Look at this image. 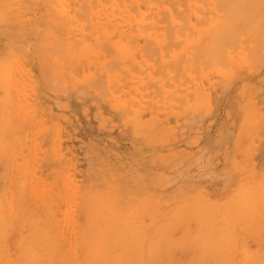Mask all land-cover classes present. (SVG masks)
Wrapping results in <instances>:
<instances>
[{"label": "rangeland", "instance_id": "374dc122", "mask_svg": "<svg viewBox=\"0 0 264 264\" xmlns=\"http://www.w3.org/2000/svg\"><path fill=\"white\" fill-rule=\"evenodd\" d=\"M54 1L0 0V264L232 262L214 246L264 223V55L196 51L218 24L187 0Z\"/></svg>", "mask_w": 264, "mask_h": 264}, {"label": "bare ground", "instance_id": "6f19581e", "mask_svg": "<svg viewBox=\"0 0 264 264\" xmlns=\"http://www.w3.org/2000/svg\"><path fill=\"white\" fill-rule=\"evenodd\" d=\"M79 1L81 0H71V4L72 6H74V10L76 13H80V12H84V16L86 15L85 12L87 11V9H90V12L93 11V9L95 8L94 6H92L91 8V5L88 7L89 8H86L87 6L85 4H83L84 6L82 5H79ZM102 1V0H100ZM183 1V0H182ZM192 1L194 3V6L198 3H200L202 0H187V5L185 7L186 9V13L184 12V16L188 17V19H192V16H194L195 18V23L193 24L194 26L196 25H201L203 23H206V21H211L212 19H214L216 21V24H218V27H217V30H216V34L213 35V37L209 40H207L204 45L202 44H199L197 45L194 49L196 51L198 50H201L203 49V51H207L209 49H213V47L216 45V43L218 41H220V38L223 39L225 38L224 40H222V42L224 43H219L218 45H221L220 48H222V46L224 47H231L233 46L237 41H241L242 43L246 44L248 46V49L251 53H254L255 55V58L258 60L260 58L263 57L264 55V0H210L212 3H213V8L211 9V11H207V12H204L202 11L200 8V10L197 8L196 9V6L194 7V9L192 8L193 6L192 5ZM96 2V1H95ZM181 2V1H180ZM204 2V0L200 3L202 4ZM55 5L57 4H62V0L61 1H54ZM67 3V2H66ZM83 3V2H82ZM81 3V4H82ZM109 3V2H108ZM185 3V2H184ZM196 3V4H195ZM206 3V2H204ZM208 3V2H207ZM183 4V3H182ZM209 4V3H208ZM52 5V4H51ZM54 5V6H55ZM60 5H57L60 7ZM78 6V8H76L75 6ZM52 5V7L50 8L51 11H49V13H51L53 11V8H57V6L54 7ZM65 8L67 6L63 5ZM206 6V5H205ZM150 7V6H149ZM182 7V6H181ZM203 7V6H202ZM207 7H210V6H207ZM62 6L61 8H58V12L56 14H62V12H64V8H63V11H62ZM146 8V7H145ZM148 8V7H147ZM205 8V7H204ZM68 9V8H67ZM71 9V8H70ZM69 9V10H70ZM92 9V10H91ZM121 9V8H120ZM119 9V10H120ZM154 9V8H153ZM96 10V9H95ZM124 10V9H123ZM88 12V11H87ZM96 12V11H95ZM166 12V11H165ZM82 14V13H80ZM88 14V13H87ZM100 14V12H99ZM51 15V14H50ZM89 15V14H88ZM98 15V14H97ZM102 15V13H101ZM166 15V13H165ZM56 16V15H54ZM57 16V17H58ZM87 16V15H86ZM183 16V17H184ZM60 17V16H59ZM164 17V16H163ZM167 17V16H165ZM216 17V18H214ZM84 18V17H82ZM94 18V17H93ZM100 18V17H99ZM98 18V19H99ZM182 18V17H181ZM86 19V17H85ZM168 17L165 19L167 20ZM164 20V21H165ZM194 20V19H193ZM176 21V20H175ZM189 21V20H188ZM73 22V21H72ZM193 22V21H192ZM99 23V22H98ZM186 23V22H185ZM159 24V23H158ZM12 27V26H11ZM201 27H204V25H202ZM167 28V27H166ZM196 28V27H194ZM198 28V26H197ZM136 29V27H135ZM133 29V30H135ZM168 31V30H167ZM195 31V30H194ZM200 31V30H199ZM26 32V31H25ZM154 32V31H153ZM187 32V31H185ZM184 33V32H183ZM199 33V32H198ZM104 36L106 37L107 35L104 34ZM110 36V35H108ZM109 39V38H108ZM198 42V41H197ZM238 44L240 45V43L238 42ZM237 44V47H239ZM177 45V44H176ZM105 47L106 44L102 45V44H99L98 47ZM203 46V47H202ZM217 46V45H216ZM242 46V45H240ZM109 47V46H108ZM11 48V44L10 43H5V42H2L0 43V51L3 50L4 52V49L5 51H9ZM215 48V47H214ZM217 48V47H216ZM191 49V48H190ZM193 49V50H194ZM227 50V49H226ZM14 51V50H13ZM102 51V50H101ZM202 51H200L201 53ZM1 53V52H0ZM104 53V52H103ZM198 54V52H196ZM219 53V52H218ZM31 54V53H30ZM196 55V54H195ZM193 54V56H195ZM200 56V55H199ZM116 60V58H111L109 61L110 63L113 62V60ZM213 60V59H212ZM215 62V61H214ZM35 64V63H34ZM42 66V63H40L39 61V66H36V71L38 73V76H39V79L40 80H43V81H50L49 84V87L52 88L51 90V94L53 96L54 92H55V83H57V81H59L60 77L51 73L50 75V72L49 71H45L44 68L41 67ZM35 67V66H34ZM93 81L95 82H98L100 83V77L98 75H93ZM7 83V82H6ZM101 85V84H100ZM0 94H1V98H3V104H12V103H15L17 98H19V96L17 95H14V92L13 94L11 93L14 89H13V85H0ZM50 88V89H51ZM46 92V91H45ZM45 92H41L39 94L36 95V100H40V98H44V96L46 95ZM36 93V92H35ZM48 93V92H47ZM97 95V94H96ZM42 98V99H43ZM41 101V100H40ZM1 103V102H0ZM259 153V152H258ZM257 155V154H256ZM254 159V158H253ZM227 170V169H226ZM225 170V172H226ZM262 171V170H261ZM234 175L231 174V175H228V173L226 174V177H225V180L227 182V185L225 186L226 188L230 185H232V181L235 179L233 178ZM236 177V176H235ZM224 178V177H223ZM224 180V179H222ZM254 180V179H253ZM251 182V181H250ZM262 183V182H261ZM35 185V184H34ZM256 185V183L254 184ZM4 186V185H3ZM208 186V185H207ZM221 189V188H220ZM218 191V189H216ZM39 195V194H38ZM255 197V196H254ZM39 198V197H38ZM25 199V198H24ZM42 199V198H41ZM22 201L23 198H22ZM256 201V200H254ZM27 202V201H26ZM24 203V202H23ZM21 204V203H20ZM19 204V205H20ZM10 205V204H9ZM18 205V206H19ZM258 205V203L256 204ZM24 206V205H23ZM39 206V205H38ZM27 207V205H26ZM221 207V206H220ZM24 209V207H22V210ZM27 209V208H26ZM31 209V208H30ZM33 209V208H32ZM52 209V208H51ZM29 210V209H28ZM40 210V209H39ZM20 211V210H18ZM22 212V211H21ZM20 212V213H21ZM25 213H27L25 210L23 211ZM41 212V211H40ZM221 212V210H220ZM18 213V212H16ZM29 213V212H28ZM219 213V212H218ZM23 214V213H22ZM21 214V215H22ZM220 214V213H219ZM20 215V214H19ZM34 215V214H33ZM39 215V214H38ZM23 216V215H22ZM216 216V215H215ZM35 217V215H34ZM50 217V215H49ZM91 217V216H90ZM36 218V217H35ZM57 218V217H56ZM22 219V218H21ZM34 219V218H33ZM240 219V218H239ZM19 220V219H18ZM35 220V219H34ZM89 221V219H87ZM87 220L85 222H87ZM20 221V220H19ZM18 221V222H19ZM22 221V220H21ZM20 221V222H21ZM25 221V220H23ZM27 221V220H26ZM57 221V220H56ZM13 222V221H12ZM11 222V223H12ZM29 222V221H28ZM73 222V221H72ZM217 222H220V221H217ZM216 222V223H217ZM14 223V222H13ZM17 223V222H16ZM24 223V222H23ZM63 223V222H62ZM237 224L239 222H236ZM234 223V224H236ZM1 224V223H0ZM28 223H26L25 225H27ZM89 224V223H88ZM236 224V225H237ZM241 224V223H240ZM16 225V224H15ZM19 225V224H18ZM17 225V226H18ZM24 225V224H23ZM24 225V227H25ZM29 225V224H28ZM27 225V226H28ZM37 225V223H36ZM235 225V226H236ZM15 226V230L16 227ZM21 226V224L19 225ZM30 226V225H29ZM32 226V225H31ZM62 226V225H61ZM233 226V225H231ZM239 226V225H238ZM2 226H1V231L2 230ZM27 228V227H26ZM29 228V227H28ZM27 228V229H28ZM32 228V227H31ZM31 228H30V232H31ZM86 229V227H84ZM83 228V229H84ZM33 230L35 229L34 227L32 228ZM88 229V228H87ZM7 230V229H6ZM27 230V231H28ZM32 230V231H33ZM38 230V229H37ZM144 230V229H143ZM228 230V229H227ZM0 231V232H1ZM10 231V229H9ZM24 231H26L24 229ZM90 231V230H89ZM93 232H95V230L93 229L92 230ZM13 232V231H12ZM194 232V230H193ZM213 232V231H212ZM41 233V232H40ZM70 233V232H69ZM90 233V232H89ZM145 233V232H144ZM184 233V232H183ZM186 233V232H185ZM16 234H17V231H16ZM19 234V233H18ZM17 234V237L19 236ZM32 234V233H31ZM30 234V235H31ZM33 234H36L35 232ZM146 234V233H145ZM149 234V233H148ZM206 234V233H205ZM1 236L4 235L3 233L0 234ZM23 235V234H22ZM28 235V234H27ZM62 235V234H61ZM84 235V234H83ZM147 235V234H146ZM191 235V234H190ZM26 236V235H24ZM32 236V235H31ZM60 236V235H59ZM66 236V235H65ZM64 236V237H65ZM89 236V234H88ZM87 236V237H88ZM152 236V235H151ZM21 237V236H19ZM39 236H37V239H38ZM93 237V236H91ZM98 237V236H97ZM4 238V237H3ZM42 238V237H41ZM61 237H59L60 239ZM69 238V236H68ZM30 239V238H28ZM36 239V240H37ZM62 239V238H61ZM67 239V238H65ZM193 239V238H192ZM22 240V239H21ZM20 240V241H21ZM34 240H35V237H34ZM35 240V241H36ZM58 240V239H57ZM75 240V238H74ZM109 240V239H108ZM113 240V239H111ZM103 241V240H102ZM24 242V241H23ZM29 242V241H28ZM31 242V241H30ZM61 242V241H60ZM22 243V242H21ZM69 243V242H68ZM82 243V241H81ZM143 243V242H142ZM23 244V243H22ZM31 244V243H30ZM34 244V243H33ZM37 244V243H36ZM62 245H63V242H62ZM90 245V243H89ZM147 245V244H145ZM18 246V245H17ZM59 246V245H58ZM117 246V245H116ZM143 246V245H142ZM196 246V245H195ZM64 247V246H63ZM19 248V247H18ZM84 248V247H83ZM143 248V247H142ZM192 247L189 246L187 248V251H189ZM146 249V248H145ZM195 249V248H193ZM31 250V249H30ZM58 250V249H57ZM2 251V250H1ZM76 251V250H75ZM144 251V250H143ZM146 251V250H145ZM192 251V250H191ZM195 251V250H194ZM229 252L231 255H233L234 259L232 260V262H230L229 264H264V223H261L259 226L257 227H250V226H240V227H230L228 233H227V236H226V239H220V241L214 246V249H213V253L214 255L219 253V252ZM23 252V251H22ZM55 254H56V251H54ZM57 252H60V251H57ZM251 254L249 256H246V254L250 253ZM68 253V252H67ZM110 253V252H109ZM190 253V251L188 252V254ZM54 254V253H53ZM54 254V256H56ZM65 254V253H64ZM143 254V253H142ZM163 254V253H162ZM167 254V253H166ZM211 254V253H210ZM18 255V254H17ZM59 255V254H57ZM82 255V254H81ZM161 255V254H160ZM159 255V256H160ZM212 255V256H214ZM26 256V255H25ZM61 256V255H60ZM63 256V255H62ZM66 256H68L66 254ZM65 256V257H66ZM163 256V255H161ZM167 256V255H166ZM165 256V257H166ZM210 256V257H212ZM4 257V256H3ZM165 257H164V261L166 263L167 259L165 260ZM209 257V259L207 260V262L209 260H211V258ZM6 258H9V257H6ZM11 258V257H10ZM71 258V257H70ZM146 258V257H144ZM157 258V257H156ZM161 259H163L162 257H160ZM167 258V257H166ZM33 259V258H32ZM45 259V258H44ZM55 259V257H54ZM53 259V260H54ZM61 259V258H60ZM59 257H58V260H60ZM63 259V257H62ZM73 259V258H72ZM143 259V257H142ZM15 260V258H14ZM47 260V259H46ZM65 260V259H63ZM144 260V259H143ZM154 259H152V262H151V259H150V262L151 263H154L153 262ZM197 260V259H196ZM199 260V258H198ZM202 260V259H201ZM216 260V259H215ZM13 261V260H12ZM67 261V260H66ZM66 261H63V262H66ZM68 261L70 262V260L68 259ZM163 261V260H162ZM163 261V262H164ZM218 261V260H217ZM220 261V260H219ZM1 262V261H0ZM28 262V261H27ZM31 262V261H30ZM46 262V261H44ZM61 262V260L59 261ZM62 262V264H64ZM80 262V260L78 261ZM107 262V260H106ZM143 262V261H142ZM147 262V261H146ZM162 262V263H163ZM212 262V260H211ZM210 262V264H211ZM57 263V262H56ZM108 263V262H107ZM188 263V261H187ZM192 263V262H191ZM197 263V262H195ZM218 264V262H215ZM143 264V263H142ZM161 264V263H160ZM176 264V263H175ZM189 264V263H188ZM194 264V263H192ZM198 264V263H197ZM201 264V263H200ZM202 264H205V262H203ZM207 264V263H206ZM209 264V263H208ZM214 264V263H213Z\"/></svg>", "mask_w": 264, "mask_h": 264}]
</instances>
